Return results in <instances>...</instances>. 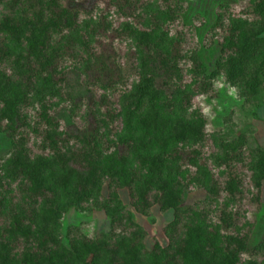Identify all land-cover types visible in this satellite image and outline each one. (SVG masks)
<instances>
[{
    "label": "rangeland",
    "instance_id": "rangeland-1",
    "mask_svg": "<svg viewBox=\"0 0 264 264\" xmlns=\"http://www.w3.org/2000/svg\"><path fill=\"white\" fill-rule=\"evenodd\" d=\"M38 1L43 0H0V19L36 12ZM258 1H62L74 13L75 30L48 41V49H56L52 77L47 83L36 82L13 132L0 122L4 211H24L32 229H45L68 247L73 239L112 231L109 214L115 203L107 200L113 191L144 231L146 249L154 242L166 247L180 239L181 229H167L172 211L153 204L146 214L134 212L129 190L110 181L116 155L127 153L124 171H134L143 180L144 171L135 160L162 154L167 162L157 177L181 187V206L193 216L184 221L215 231L217 239L221 233L246 234L248 251L239 256V264L263 261L264 252L254 248L264 242V181L256 184V165L264 163V68L254 61L236 83L230 82L227 54L220 50L229 25L251 33L260 29L264 37V11L255 7ZM140 30L149 34L154 46L138 44ZM22 45L0 38V47L10 53ZM2 62L0 78L10 75L9 64ZM142 76L152 77L154 89L160 91L153 102L134 97ZM38 103L58 122V156L32 131L40 129ZM150 110L155 122L143 130L138 120ZM198 117L205 121L198 143L171 142L176 123ZM172 150H177L176 162ZM17 153L20 163L13 161ZM92 167L99 188L82 198V186L66 173L79 177ZM27 168L41 172L40 184L32 185L35 190ZM229 176L236 183L232 192L226 187Z\"/></svg>",
    "mask_w": 264,
    "mask_h": 264
},
{
    "label": "trees",
    "instance_id": "trees-1",
    "mask_svg": "<svg viewBox=\"0 0 264 264\" xmlns=\"http://www.w3.org/2000/svg\"><path fill=\"white\" fill-rule=\"evenodd\" d=\"M62 1L70 0L38 1L36 12L22 11L21 16H4L0 19V38L24 44L15 53L0 47V65L4 61L9 64L10 69V75L3 73L0 78V122H4L5 128L11 132L14 131L19 111L27 104L28 96L36 82L44 79L47 83L52 77L50 69L54 63L56 49H48L50 37L75 30L74 13L63 7ZM255 7L264 11V1L259 0ZM251 32L237 24L229 25L222 39L220 50L227 54L226 75L230 82L236 83L237 78L254 61L264 68V37L260 29ZM136 40L141 46H154V43L150 42L149 34L144 30L137 31ZM152 82V77H140L134 88V97L137 100L146 97L149 102H153L160 91L154 89ZM154 119L155 113L150 110L138 120V125L141 129L148 130L155 122ZM36 120L40 129L36 127L32 131L40 136L43 146L58 156L60 142L55 131L59 125L45 104L38 103ZM204 125V119L199 117L190 122L176 123L170 134L171 142L198 143ZM176 151L170 152L174 162L179 160ZM228 157L227 155L225 159ZM20 159L21 155L17 153L13 161L20 163ZM186 160L191 166L195 163ZM126 161L127 153L113 158L110 181H117L120 187L129 190L130 205L134 212L146 214L153 204H157L161 211L171 210L172 221L167 225V229H181L180 239L176 243L171 240L166 247H161L154 242L150 249H146L144 231L133 221L132 213L126 207L120 206L113 191L107 200L108 204L115 203L114 212L109 214L112 231L91 239H73L68 247L51 237L45 229H32L29 226L30 217L25 215L24 211L7 214L0 204V264H239V256L248 251L247 235L221 233L217 239L218 234L215 231L207 232L184 221L192 213L189 208L181 206V187L178 183L157 177L167 162L165 156L161 154L135 160L144 171L146 178L143 180L136 178L134 171H124ZM256 170L258 186L260 181H264V163H258ZM26 172L29 174L28 182L32 190H35L33 186L40 184L41 172L38 168H27ZM96 173L92 167L79 177L71 171L66 175L76 178L79 187L82 186L81 197L85 198L91 195L94 189L99 188ZM226 185L230 192L236 190V183L230 176ZM195 216L199 218L198 215ZM115 229H118V233L113 232ZM216 230H219V225ZM211 240L217 244L216 248L212 246ZM254 250L257 253L264 252V242L259 243ZM259 264H264V260Z\"/></svg>",
    "mask_w": 264,
    "mask_h": 264
}]
</instances>
